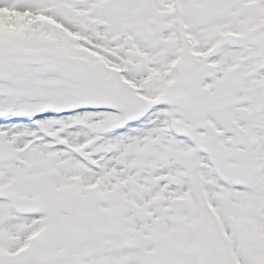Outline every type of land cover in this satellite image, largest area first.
<instances>
[{
	"label": "snow or ice",
	"instance_id": "1",
	"mask_svg": "<svg viewBox=\"0 0 264 264\" xmlns=\"http://www.w3.org/2000/svg\"><path fill=\"white\" fill-rule=\"evenodd\" d=\"M0 264H264V0H0Z\"/></svg>",
	"mask_w": 264,
	"mask_h": 264
}]
</instances>
